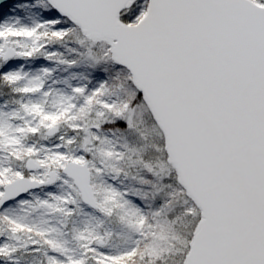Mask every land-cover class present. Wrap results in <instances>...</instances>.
<instances>
[{"label":"snow or ice","instance_id":"6c2138e0","mask_svg":"<svg viewBox=\"0 0 264 264\" xmlns=\"http://www.w3.org/2000/svg\"><path fill=\"white\" fill-rule=\"evenodd\" d=\"M0 264H264V0H0Z\"/></svg>","mask_w":264,"mask_h":264}]
</instances>
